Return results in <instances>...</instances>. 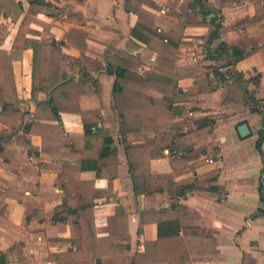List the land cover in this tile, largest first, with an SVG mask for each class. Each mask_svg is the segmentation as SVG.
Returning <instances> with one entry per match:
<instances>
[{
    "label": "crops",
    "instance_id": "0c3cea01",
    "mask_svg": "<svg viewBox=\"0 0 264 264\" xmlns=\"http://www.w3.org/2000/svg\"><path fill=\"white\" fill-rule=\"evenodd\" d=\"M14 1L20 2L17 11L14 3L11 5L10 13L16 14L15 19L0 8V47L12 51L10 68L17 97L13 110H1L0 103V250L12 247L5 262L0 256V264H54L49 253L72 245L66 221L51 219L48 211L62 196L54 177L66 156L64 153L70 150L66 133L81 132L83 123L107 127L117 157L112 176H93L92 162L85 158L79 162L84 166L77 175L93 177V185L101 190L93 198L95 235H104L110 230L118 236L115 240L127 243L132 254L135 249H142L144 239L156 235L154 220L144 221L136 231L139 209L173 207L175 202H180L189 207L191 221L199 233L212 236L216 247L214 254L202 251V247L194 248L188 264H264V200L258 193L260 176L264 183V134H261L264 124L260 123L259 112L251 109L254 105L264 115V45L219 66L226 76L234 71H240L244 78L258 74L256 80L250 78L244 83L247 93L254 97L252 102H245L233 97L230 85L221 81L212 70L211 61L203 58L206 47L215 45V39L206 40L210 24L181 25L174 68L196 67L173 78L174 85L188 94L181 100L188 107V118L182 128L192 126L189 117L199 114L212 116L213 123L209 130L191 141L189 150L177 151L189 155L185 163L172 167L173 153L167 147H163L165 154L151 156L145 182L149 190L134 193L117 131L119 117L110 98L114 75L104 70L102 49L111 43L134 55L135 71L151 69L156 50L129 33L136 15L123 7V0H45L43 4ZM152 1L157 6L143 5L156 14L147 24L157 31L167 30V21H178L167 14L168 7L187 11L186 0ZM67 4L79 10L83 18L79 21L68 18ZM24 12L31 16L24 32L27 37L51 35L65 40L69 25L86 29L83 53L70 43L61 45L62 65L67 77L75 78L83 72L94 77L99 94L52 96L54 102L72 104L79 111L59 110L58 120L42 118L27 125L34 107V100L29 96L31 48L11 45ZM252 13L249 0L220 5L217 38L236 43L243 50L251 43H264V14L255 21H243ZM38 20L46 25L42 26ZM129 37L141 45L131 50L126 43ZM233 77L230 75L227 80L230 82ZM147 93L170 100V96L152 88ZM44 96L49 95L40 91L38 98ZM240 121H245L248 128L243 135L236 128ZM74 136L80 143L79 137ZM151 137L150 130H130L124 134V140L130 142ZM211 168L217 169L213 179L203 174ZM210 184L215 185L214 191L209 189ZM116 206L121 207L117 213ZM80 264L96 263L94 257L88 256L81 258ZM101 264H105L104 257ZM154 264L173 263L161 260Z\"/></svg>",
    "mask_w": 264,
    "mask_h": 264
},
{
    "label": "trees",
    "instance_id": "16d2710c",
    "mask_svg": "<svg viewBox=\"0 0 264 264\" xmlns=\"http://www.w3.org/2000/svg\"><path fill=\"white\" fill-rule=\"evenodd\" d=\"M82 2L83 0H77ZM235 0H186L187 11H175L167 8V14L178 21H167V30H156L148 26L156 14L143 4L157 6L152 0H123L126 10L136 15V20L130 27L131 36L142 41L147 47L154 48L156 53L151 60V69L141 72L133 69L134 63L131 52L120 49L111 43L102 49L104 70L113 73L110 87L112 106L116 109L119 117L117 131L122 140V149L125 153L127 171L132 181L134 193L149 190L145 184L148 172V159L151 156L163 155V147H167L173 153L171 166L183 164L189 155L177 153L179 149L189 150L191 141L202 132L210 129L213 117L208 114H199L189 117L193 125L185 130L182 128L186 123V111L188 107L181 102L188 97L180 87L173 83V78L182 72L194 70L196 67L175 69L173 60L179 42L182 24H203L208 22L210 28L206 40L215 39V45L207 46L203 55L204 59L211 61L212 70L217 77L230 85L233 97L245 102H252L254 97L247 93L245 81L257 79L244 78L240 71H234L228 76L219 70V66L233 62L244 54H248L264 43H251L246 50L236 43H227L217 38L218 27L221 25L220 5ZM253 6L251 16L244 18V22H252L261 18L264 14V0H249ZM28 4L46 3L45 0H27ZM14 3L16 11L20 2L14 0H0V8L5 14L10 13ZM68 18L79 21L83 18L82 13L72 9L67 4ZM18 8V9H17ZM15 15H11L15 19ZM31 16L24 12L18 21L12 46L27 45L31 48L30 84L29 96L34 100V107L29 122L39 119H59V110L80 109L72 104H61L53 101V95H79L81 93L99 94L97 81L85 72L73 78L71 76L56 82L65 76L61 59V45L70 43L80 53L85 47L86 29L76 25H69L65 32V40L51 35L46 37H27L24 32L28 29V21ZM39 21V20H38ZM179 21L181 22L179 24ZM42 26L46 25L39 21ZM129 48H138L141 43L132 37L127 39ZM12 51L0 47V103L1 110L10 111L15 109L17 101L14 83L11 77L10 57ZM233 75L229 82L227 78ZM152 88L162 94L170 96V100L155 97L147 90ZM40 91L48 97L38 98ZM223 98V96H221ZM180 101V102H179ZM251 109L260 114V123L264 124V115L256 106ZM181 116V117H180ZM180 117V118H179ZM58 124V123H57ZM130 130H150L152 137L148 140L130 142L124 140V134ZM70 139V150L65 152L64 160L56 170L54 182L62 190L59 202L48 211L50 218L66 221L72 245L65 249L54 250L49 253L54 264H80L81 258L94 257L96 264H101L105 258V264H154L157 261H168L173 264H188L194 255V248L202 247L211 254L216 252L215 240L212 236L205 237L199 233L197 225L191 221L190 209L183 203L175 202L173 207H159L157 209H139L136 231L146 220L156 222V235L152 239H144L142 249H135L130 254L127 243L115 240L118 236L110 230L104 235H95L93 226V198L99 196L101 190L93 185V177H79L80 159L90 160L94 170L93 176L115 174L116 148L112 143L109 129L105 126L91 127L83 123L81 132L75 134L66 133ZM264 134V127H261ZM73 135V136H72ZM77 135L80 143L76 142ZM258 141V139H257ZM28 147L33 145L27 143ZM216 168H211L203 174L214 178ZM190 186L189 182H186ZM264 183L262 176L259 177L258 193L264 200ZM209 189L215 190V185L210 184ZM120 206L115 207L117 213ZM264 212V209L262 210ZM43 214V211H41ZM12 249L8 247L0 250L1 261H6V254Z\"/></svg>",
    "mask_w": 264,
    "mask_h": 264
},
{
    "label": "water",
    "instance_id": "95a60500",
    "mask_svg": "<svg viewBox=\"0 0 264 264\" xmlns=\"http://www.w3.org/2000/svg\"><path fill=\"white\" fill-rule=\"evenodd\" d=\"M65 78H67V76L57 80L56 82H59L60 80L65 79ZM236 128L240 135H243L247 133L248 131L247 124L245 121H240L239 123H237Z\"/></svg>",
    "mask_w": 264,
    "mask_h": 264
}]
</instances>
